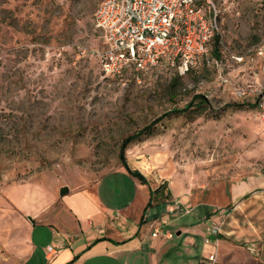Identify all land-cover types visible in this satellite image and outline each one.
Segmentation results:
<instances>
[{"label":"rangeland","instance_id":"rangeland-1","mask_svg":"<svg viewBox=\"0 0 264 264\" xmlns=\"http://www.w3.org/2000/svg\"><path fill=\"white\" fill-rule=\"evenodd\" d=\"M103 1L0 0V264L26 260L30 218L41 223L35 215L49 218L59 213L61 202L73 201L89 202L80 217L99 201L123 211L137 199L134 178L147 191L148 185L160 188L151 193L146 218L165 208L153 223L160 231L172 229V239L162 236L159 264L190 260L206 238L201 224L196 236H178L180 225L170 227V220L201 223L219 214L225 215V231L240 232L243 239H222L216 264H264L246 242L264 244V185L239 198L233 194L240 182L264 179V119L254 101L219 87L207 67L187 76L161 65L139 76L105 77L99 61L82 54L84 48L104 47L94 26ZM215 4L220 14L213 54L232 84L246 88L257 81L254 71L258 79L263 73L264 57L246 54L264 43V0ZM198 95L207 101L201 113L166 118L152 135L128 146V165L139 167L147 183L127 169V177L116 171L123 167L125 139ZM64 187L69 192L61 196ZM34 231L33 244L51 239L43 227ZM35 263L43 264L42 257Z\"/></svg>","mask_w":264,"mask_h":264},{"label":"built area","instance_id":"built-area-1","mask_svg":"<svg viewBox=\"0 0 264 264\" xmlns=\"http://www.w3.org/2000/svg\"><path fill=\"white\" fill-rule=\"evenodd\" d=\"M216 0H104L94 15V26L103 39L101 49L82 50V54L99 61L105 77L123 73L139 76L165 65L177 76H187L201 67L213 69L221 88H230L231 94L241 100L252 99L264 119V66L262 77L253 72L256 82L243 89L232 84L224 74L222 60L212 54L211 44L219 33V10ZM264 57V43L250 50ZM238 63L245 57L231 55ZM264 59V58H263ZM205 244L213 250L210 264L218 260L219 236L225 218L218 223H207ZM160 233L155 228L152 236ZM173 238V234H167ZM50 260L56 251L47 248Z\"/></svg>","mask_w":264,"mask_h":264},{"label":"crops","instance_id":"crops-1","mask_svg":"<svg viewBox=\"0 0 264 264\" xmlns=\"http://www.w3.org/2000/svg\"><path fill=\"white\" fill-rule=\"evenodd\" d=\"M129 168L132 171H139V167L133 168L129 165ZM116 171H119L121 175H130L124 167ZM134 179L138 188L137 199L134 203L129 202L122 209L123 211L108 209L99 201L98 205L88 206L91 207L90 210H94L90 215L80 217L79 210L85 205H89V202L84 205V201L79 203L73 201V203L68 202V206L61 202L59 213L49 216V218L39 214L35 215L41 223L30 218V252L23 264H36L37 256L42 257L43 264H48V262L50 264H159V253L164 243L162 236L169 240L167 234H172L170 231L172 229L166 226L157 237L152 236L155 225L153 221L156 220L157 215L152 219H147L146 208L152 197L151 193L159 187L153 188L148 185L149 191H147L146 186L140 185L138 180ZM261 185H264V179L253 177L234 186L233 194L239 198L241 195H246L256 188H260ZM224 216L212 215L204 218L201 223L199 219L185 220L184 218L181 223L170 220L168 225L170 227L175 224L180 225L179 228L181 229L177 233L178 236L179 233L183 235L185 232H193L192 235L196 236L201 224L204 229V237H207V223H218ZM36 226L43 227L51 233V239L46 245L31 243V238L34 239L35 236L34 229ZM193 237L190 238V244L195 247L196 243ZM230 237H235L234 240L243 239V234L232 230L225 231L224 228L218 238L219 245L222 239H229ZM38 242L40 243L41 239ZM246 242L250 244L248 245L250 253L261 256L264 260V244L256 242L255 239L246 240ZM49 246H52L56 251L50 260L47 258ZM212 250L213 247L205 244L204 241L201 248H193L189 253L190 260L185 259L181 263L196 264L198 262L201 264L200 259L204 263V260L208 261V256Z\"/></svg>","mask_w":264,"mask_h":264},{"label":"trees","instance_id":"trees-1","mask_svg":"<svg viewBox=\"0 0 264 264\" xmlns=\"http://www.w3.org/2000/svg\"><path fill=\"white\" fill-rule=\"evenodd\" d=\"M218 39L219 38L216 39V42H218L217 41ZM214 52L216 54V50ZM212 54H213V50H212ZM195 99L196 100H194V102H191V103L187 104L182 109H174L173 111H170V112H167V113L163 114L161 117H159L158 119H156L151 125L147 126L146 128L142 129L138 133H136V134H134V135H132V136H130L127 139L124 140V142H123V144L121 146L120 160H121L122 166L124 168H126L131 175H133V176L141 179L143 182H146L147 183L146 178L139 171H132L129 168V165H128V162H127V158L125 156V152H126L128 146L131 143H133L134 141L141 140V138L143 136L152 135L153 134V131H154L153 128L155 127V125H157L161 121L165 120L166 118H169V117H172V116H174V117L185 116V115L189 116V115H192V114H195V113H201V110L205 106V104H206L207 101H206V99L203 96H200V95L196 96ZM159 189L160 188H158L157 190H155L152 193H157L159 191ZM150 204H151V202H150ZM164 211H165V208L162 210V212H160V213L157 214V216H156L155 219L159 218L161 216V214L164 213Z\"/></svg>","mask_w":264,"mask_h":264},{"label":"water","instance_id":"water-1","mask_svg":"<svg viewBox=\"0 0 264 264\" xmlns=\"http://www.w3.org/2000/svg\"><path fill=\"white\" fill-rule=\"evenodd\" d=\"M68 192H69V189H68V187H64V188H62L61 189V196H64L65 194H68ZM179 235H180V233H179Z\"/></svg>","mask_w":264,"mask_h":264},{"label":"bare ground","instance_id":"bare-ground-1","mask_svg":"<svg viewBox=\"0 0 264 264\" xmlns=\"http://www.w3.org/2000/svg\"><path fill=\"white\" fill-rule=\"evenodd\" d=\"M143 166V168H144V165H142ZM146 166V165H145ZM145 169V168H144ZM146 170V169H145Z\"/></svg>","mask_w":264,"mask_h":264}]
</instances>
